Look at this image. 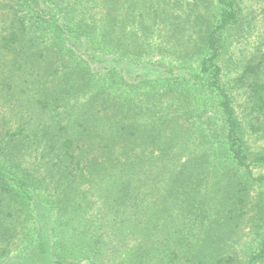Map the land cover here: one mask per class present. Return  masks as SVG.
<instances>
[{
  "label": "trees",
  "instance_id": "trees-1",
  "mask_svg": "<svg viewBox=\"0 0 264 264\" xmlns=\"http://www.w3.org/2000/svg\"><path fill=\"white\" fill-rule=\"evenodd\" d=\"M258 1L0 0L3 256L264 264Z\"/></svg>",
  "mask_w": 264,
  "mask_h": 264
},
{
  "label": "rangeland",
  "instance_id": "rangeland-1",
  "mask_svg": "<svg viewBox=\"0 0 264 264\" xmlns=\"http://www.w3.org/2000/svg\"><path fill=\"white\" fill-rule=\"evenodd\" d=\"M240 5L243 7V9H245V12H249L252 11L251 13L258 14V17L260 16L259 13V9H260V3L258 0H237ZM259 34V32H257ZM20 98V96H18L16 94V100L18 101V99ZM239 102L243 105V98H239ZM245 124L246 126L251 124V120L250 118H246L245 119ZM248 147L250 152L255 153V152H259L261 150L264 149V138L259 137L257 135H254V133L251 132V130H248ZM36 215V214H34ZM25 217V215H22V218ZM39 216L36 215L34 216L35 219H37ZM35 219H32L31 223H30V232H34V226L35 225ZM13 218L11 219H7L6 221V225L7 228L9 229H14L16 227H18V225L16 223H13ZM29 233H27L25 236H28ZM35 236V238L37 239L36 242H34L33 240L29 241V242H24L21 240V238L18 237V239L20 240L19 242H16V247H14L15 245L11 246L12 247V251L10 254H6L8 256H3V252L2 249L4 247V244L0 243V264H48V260L46 259V257L43 258H39L38 256H35L36 253V248L37 245L39 244V236L33 234ZM36 253V254H35ZM34 255V256H33Z\"/></svg>",
  "mask_w": 264,
  "mask_h": 264
}]
</instances>
